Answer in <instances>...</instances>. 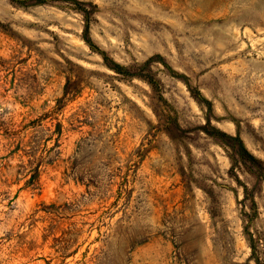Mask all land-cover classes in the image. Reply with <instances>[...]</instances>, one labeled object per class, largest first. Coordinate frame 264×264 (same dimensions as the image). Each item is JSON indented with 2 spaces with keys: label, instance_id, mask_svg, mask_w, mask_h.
<instances>
[{
  "label": "rangeland",
  "instance_id": "rangeland-1",
  "mask_svg": "<svg viewBox=\"0 0 264 264\" xmlns=\"http://www.w3.org/2000/svg\"><path fill=\"white\" fill-rule=\"evenodd\" d=\"M21 1L0 0V264H264L263 174L211 136L264 164V0H77L156 91L71 0Z\"/></svg>",
  "mask_w": 264,
  "mask_h": 264
},
{
  "label": "trees",
  "instance_id": "trees-1",
  "mask_svg": "<svg viewBox=\"0 0 264 264\" xmlns=\"http://www.w3.org/2000/svg\"><path fill=\"white\" fill-rule=\"evenodd\" d=\"M13 1L19 2V4H23L24 2H26V1H21V0H13ZM71 1L76 5L75 11L81 14L85 22L84 31H83L84 32L83 34L85 36L83 37L84 41L91 50H95L99 54V56L101 57L103 61V65L108 70L112 71L121 80L129 81L134 78H137V79L145 81L151 87V89L155 91L158 90L157 81L150 75V70L149 69L145 70V68L147 67V65L149 64L151 60L144 62L143 65L140 67L136 65L126 67V66L120 65L116 63L115 61H113L103 51H99L97 47L93 45V43L90 41V39L87 36V32L89 29V13H87L83 9L81 2L77 0H71ZM68 95H69V92L67 89H65L62 98L58 100L59 106H61V104H63L64 101H69L73 98L71 97V99H68L67 98ZM213 133L214 134L211 136L216 139L217 143L221 147L225 149H230L232 151L233 159L231 156V160H233L235 163H239L243 165L251 173L253 171L260 169V172L261 174H263V178H264V164H262V162L255 159L252 155H250L247 152V150L243 147V145L241 144V141L236 136L228 135L219 130H215V132ZM251 248L253 249V255H254L256 252L255 246L252 244ZM257 264H260V263L258 262Z\"/></svg>",
  "mask_w": 264,
  "mask_h": 264
}]
</instances>
